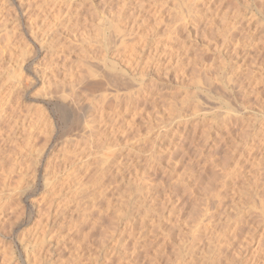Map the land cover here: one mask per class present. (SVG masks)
Segmentation results:
<instances>
[{
    "label": "rangeland",
    "instance_id": "rangeland-1",
    "mask_svg": "<svg viewBox=\"0 0 264 264\" xmlns=\"http://www.w3.org/2000/svg\"><path fill=\"white\" fill-rule=\"evenodd\" d=\"M121 1L0 0V264H107L112 249L121 250V226L110 220L117 211L127 209L130 199L147 201L139 202L145 207L150 203L149 213L142 211L146 215L134 212L142 214L136 216L141 224L136 228L142 229L135 228L140 234L134 251L142 254L136 264H149L148 259L160 250L164 251L156 256L160 261L164 256L174 259L175 251L192 235L193 213L218 216L220 208L209 199L213 190H227L230 214L239 211L249 221L242 230L246 233L241 231L231 243L216 233L218 243L215 238L214 244L222 250L216 247L221 253L218 264H264V245L259 243L264 238L263 219L258 223V217L251 218L258 216L259 209L248 205L242 195L244 189L257 190L260 198H253L257 203L264 191V171L260 170L264 167V0H186L190 6L193 3L192 12L185 22L181 20L180 29V21L170 20L176 0H157L158 5L152 0ZM153 5L161 7L156 8L158 13ZM227 22L231 30L239 26L233 34L227 33ZM86 71L99 76L89 77ZM94 78L97 83L103 81L93 85ZM120 78L121 90L111 82ZM208 78L214 83L210 92ZM138 87L145 96L137 95ZM101 100L109 101L111 112H103ZM89 119L95 125L89 126L98 132L86 144ZM227 124L230 130H224ZM246 131H252L247 140L242 139ZM256 133L260 141L253 137ZM220 137L227 143L220 142ZM233 145L237 147L234 155ZM253 148L257 158L250 152ZM225 151L232 154L228 166L238 170L232 177L221 170ZM240 151L246 159L239 156ZM46 168L53 179L50 185L43 183ZM80 188L87 189L82 193ZM100 190L102 198L96 196ZM171 190L193 192L183 196ZM90 204L105 210L109 205L108 217L94 230L92 220L83 219ZM244 213H251L250 218ZM133 240L124 241L131 248L128 253L134 252ZM206 248L196 251L194 264L211 263ZM113 260L110 264H118Z\"/></svg>",
    "mask_w": 264,
    "mask_h": 264
},
{
    "label": "bare ground",
    "instance_id": "bare-ground-1",
    "mask_svg": "<svg viewBox=\"0 0 264 264\" xmlns=\"http://www.w3.org/2000/svg\"><path fill=\"white\" fill-rule=\"evenodd\" d=\"M128 1H130V0H127V2ZM132 1V0H131ZM138 1V0H137ZM159 1V0H158ZM157 0H152V2L154 3V4H156V5H158L157 4V2H158ZM164 1V0H163ZM166 1H168V0H166ZM82 2V1H81ZM121 2H125V0L123 1H121ZM151 2V3H152ZM156 2V3H155ZM83 3V2H82ZM140 4H141V1L139 2ZM138 3V5L140 6V4ZM149 3V2H148ZM168 2H166V4H167ZM198 3V2H197ZM219 3V2H218ZM121 4V3H120ZM123 4H125V3H123ZM128 4V3H127ZM134 4V3H133ZM173 4L174 5H172L173 7H174V14L171 16V18L170 17H168V18H170V20L171 19H173V18H175V19H173V21H176V22H178L179 23V21H180V24L178 25L179 26V29H180V27L182 26V24H181V20H183L184 18L186 19V16L188 15V13H189V11L190 12H192V10H191V7H192V5H193V3H192V5L190 6V4H188V2L186 1V0H176V2L174 3L173 2ZM195 5H197V4H195ZM194 5V6H195ZM126 6V5H125ZM136 6V5H135ZM142 6V5H141ZM154 6V5H153ZM160 6L162 7V4H160ZM151 7V6H150ZM158 6H156V8H157ZM161 7L159 8V10L161 9ZM165 7V6H164ZM163 7V8H164ZM169 7H170V5H169ZM196 7V6H195ZM122 8H123V6H122ZM134 8V7H133ZM136 8V7H135ZM154 8H155V6H154ZM156 8L154 9V13H155V11L158 13L159 11H157L156 10ZM157 8V9H158ZM172 8V7H171ZM202 8V7H201ZM206 8V7H205ZM212 8V7H211ZM136 9H138V7L136 8ZM198 9V8H197ZM196 8H195V12H193V13H196L197 10ZM219 9V8H218ZM120 10V9H119ZM194 10V9H193ZM204 10V9H203ZM206 10H208V9H206ZM133 11V10H132ZM167 11H168V9H167ZM205 11V10H204ZM125 12V11H124ZM138 12V11H137ZM153 12V11H152ZM162 11H160V13H161ZM168 12H170V10L168 11ZM132 13V12H131ZM159 13V14H160ZM171 13V12H170ZM201 14V13H200ZM228 14V13H227ZM235 14H236V12H235ZM131 15V14H130ZM130 15H129V17H130ZM194 15V14H193ZM234 15V14H233ZM156 16V15H155ZM155 16H153V17H155ZM162 18H164L163 16H162ZM168 18H167V20H168ZM177 18V19H176ZM188 18H189V16H188ZM232 18V17H231ZM125 19H127V18H125ZM135 19V18H134ZM133 19V20H134ZM193 19H195V17L193 18ZM162 20V19H161ZM165 20V19H164ZM225 20V19H224ZM238 20V19H237ZM157 21V20H156ZM163 21V20H162ZM161 21V22H162ZM196 21V20H195ZM133 22V21H132ZM159 22H160V20H159ZM183 22H185V20H183ZM182 22V23H183ZM226 22V21H225ZM246 22V21H245ZM164 23V22H163ZM172 23V22H171ZM175 23V22H174ZM205 23V22H204ZM228 23V22H227ZM227 23H226V26H225V28L227 27V28H229L230 29V24H229V27L227 26ZM232 23V22H231ZM67 24V23H66ZM158 24V23H157ZM161 24V23H160ZM175 24H177V23H175ZM172 25L173 27H175L176 25ZM183 24H185V23H183ZM137 25V24H136ZM154 25V24H153ZM190 25V24H189ZM196 25V24H195ZM169 27L171 26V25H168ZM167 26V27H168ZM178 26H176L177 28H175V30L177 29L178 30ZM117 27V26H116ZM165 27V26H164ZM168 27V28H169ZM173 27H171L172 29H173ZM184 27V26H183ZM238 28L239 26H234V28H233V26H231V28H233V29H235V28ZM241 27V26H240ZM118 28V31L120 30V31H122L121 29H119V27H117ZM151 28V27H150ZM226 28V29H227ZM243 28V27H242ZM116 29V28H115ZM115 29H114V31H115ZM167 29V28H166ZM184 29H185V27H184ZM225 29V30H226ZM227 30V31H230V32H227V33H232L233 34V32H231V31H234L233 29L231 30ZM132 30V29H131ZM137 30V29H136ZM164 30V29H163ZM168 30V29H167ZM225 30H224V32H225ZM113 31V32H114ZM118 31H116V32H114V33H117ZM119 31V32H120ZM171 31H173V30H171ZM179 31V30H178ZM178 31H176V32H178ZM152 32V31H151ZM126 33V32H125ZM125 33H123V34H125ZM157 33V32H156ZM175 33V32H174ZM224 34V33H223ZM226 34V33H225ZM224 34V35H225ZM168 35V34H167ZM224 35H223V37H224ZM227 35V34H226ZM231 35V34H230ZM115 36V35H114ZM120 36V35H119ZM222 37V38H223ZM230 37H232V36H230ZM131 39V38H130ZM235 39V38H234ZM108 40H110V39H108ZM108 40H106V41H108ZM223 40V39H222ZM105 41V42H106ZM171 41H172V39H171ZM108 43H109V41H108ZM137 43V42H136ZM171 43V42H170ZM106 44H107V42H106ZM105 44V45H106ZM133 44V43H132ZM104 45V44H103ZM108 45L109 44H107L106 46L108 47ZM172 45V44H171ZM175 45V44H174ZM173 45V46H174ZM177 46H178V44H176ZM133 46V45H132ZM177 46H175V47H177ZM179 46H180V44H179ZM161 47V46H160ZM166 48V47H165ZM162 49V48H161ZM176 49V48H175ZM164 50V49H163ZM171 49H169V51H170ZM173 50H174V47H173ZM129 51V50H128ZM179 51H180V49H179ZM182 51V50H181ZM134 52V51H133ZM132 52V53H133ZM160 52V51H159ZM165 52V51H164ZM163 52V53H164ZM168 51H166L165 52V54L167 53ZM174 52V51H173ZM173 52L171 51V52H169V53H172V54H169V55H172V57L174 56V54H173ZM161 53V52H160ZM178 53V52H177ZM168 54V53H167ZM127 55V54H126ZM132 55V54H131ZM130 55V56H131ZM164 55V54H163ZM123 56V55H122ZM121 56V57H122ZM126 57V56H125ZM155 57V56H154ZM170 57V56H169ZM172 57H170V60L172 59ZM177 57V56H176ZM164 58H166L165 57V55H164ZM159 59V58H158ZM161 59V58H160ZM178 59V58H177ZM139 60H140V57H139ZM180 60V59H179ZM167 61H168V59H167ZM174 61H175V59H174ZM133 62V61H132ZM157 62V61H156ZM169 62V61H168ZM175 62H177V61H175ZM174 62V63H175ZM135 63H136V61H135ZM171 63V62H170ZM127 64H128V62H127ZM168 64V63H167ZM176 64V63H175ZM136 65V64H135ZM156 65V64H155ZM108 66V65H107ZM159 66V65H158ZM131 67H132V65H131ZM147 67H149V66H147ZM160 67V66H159ZM89 70V69H88ZM92 71V70H91ZM115 71V70H114ZM87 72V71H86ZM86 72H85V75H89V77H95L96 76V78H98L97 76H99L98 74L96 75L95 74V72L93 73V72H87L88 74H86ZM112 72V71H111ZM96 73H98V72H96ZM95 74V75H94ZM102 73H100V76H102V77H100V78H102L105 82H109L108 80V78H104L103 77V75H101ZM251 74V73H250ZM83 75V74H82ZM92 75V76H91ZM122 75V74H121ZM80 76V75H79ZM104 76H106V75H104ZM87 77V76H86ZM108 77V76H107ZM80 78V77H79ZM83 78V77H82ZM81 78V79H82ZM88 78V77H87ZM110 78H112V77H110ZM258 78V77H257ZM81 79L79 80L80 82H81ZM85 79L86 78H84L83 80L85 81ZM89 79V78H88ZM88 79H86V80H88ZM91 79V78H90ZM100 80V81H103V80ZM114 79V78H113ZM121 79L122 78H120V79H115V80H111V82L112 81H114V83L116 84H118V86L120 87V85H119V81L121 82ZM125 79V78H124ZM229 79V78H228ZM250 79V78H249ZM83 80H82V82H83ZM93 80H95L94 81V83L96 82V79L94 78ZM123 80V79H122ZM74 81V80H73ZM99 81V80H98ZM99 81V82H100ZM256 81V80H255ZM258 81V80H257ZM82 82H81V84H82ZM88 82H90V80L88 81ZM93 82V81H92ZM98 82V83H99ZM122 82H124L125 83V80L124 81H122ZM206 82L208 83L207 85V88L206 87H204L203 89H205L206 88V90L207 91H209V89L211 88V87H209V86H212V84L211 83H213V82H211V81H209V78L206 80ZM210 82V83H209ZM233 82V81H232ZM251 82V81H250ZM72 83V82H71ZM93 83V85H97L98 83L96 82L95 84ZM113 83V82H112ZM124 83H121V84H123L122 86L123 87H125L126 85L124 84ZM127 83V82H126ZM87 84V83H86ZM91 83H88V85H90ZM110 85H113V84H111V83H109ZM108 84V85H109ZM114 84V85H115ZM116 84V85H117ZM211 84V85H210ZM214 84V83H213ZM224 84V83H223ZM92 85V84H91ZM99 85H100V83H99ZM98 85V86H99ZM102 85V84H101ZM115 85V86H116ZM125 85V86H124ZM219 85V84H218ZM252 85V84H251ZM118 86H116V88H118L119 89V87ZM128 86V85H127ZM130 86H132V85H130ZM85 87V86H84ZM86 87H87V85H86ZM86 87H85V89H86ZM91 87V86H90ZM89 87V88H90ZM94 87H96V86H93V87H91V88H94ZM105 87H106V85H105ZM113 87V86H112ZM129 87V86H128ZM127 87V88H128ZM220 87V86H219ZM253 87H254V85H253ZM91 88L89 89V90H91ZM97 88V87H96ZM121 88L122 87H120V89L119 90H121ZM127 88L125 89V90H127ZM139 88V91H137V95L138 94H140V93H142L141 92V90H142V87H138ZM88 89V88H87ZM117 89V90H118ZM250 89V88H249ZM253 89V88H252ZM100 90H101V87H100ZM109 90V89H108ZM246 90V89H245ZM248 90V89H247ZM256 90V89H255ZM92 91H93V89H92ZM96 91H97V89H96ZM222 91V90H221ZM210 92V91H209ZM208 92V93H209ZM219 92V91H218ZM225 92V91H224ZM252 92V91H251ZM88 93H90V92H88ZM236 93H238V92H236ZM103 95V94H102ZM111 95V94H110ZM142 95H144L145 96V94H143L142 93ZM69 96V95H68ZM80 96V95H79ZM88 96V95H87ZM91 96V95H90ZM96 96V95H95ZM100 95H98L97 97H99ZM106 96V95H105ZM139 96V95H138ZM240 96V95H239ZM67 96H65V98H66ZM108 97H110V96H108ZM117 97V96H116ZM124 97V96H123ZM125 97H126V95H125ZM128 97V96H127ZM126 97V98H127ZM146 97H148V96H146ZM63 98V97H62ZM100 98V97H99ZM125 98V99H126ZM129 98V97H128ZM244 98V97H243ZM67 99V98H66ZM76 99H77V96H76ZM80 99V97L78 98V100ZM96 99V98H95ZM101 99V98H100ZM64 100V99H63ZM74 100V99H73ZM73 100L72 101H70V104H71V102H73ZM84 100V99H83ZM87 100V99H86ZM96 100H98V99H96ZM105 100V99H104ZM104 100H101V102H98V101H95L96 103L98 102V103H100V106H102L101 108L103 109V112L106 110V112H107V110L109 111V112H111L110 110V103H108L107 101H104ZM128 100V99H127ZM132 100H134V99H132ZM75 101V100H74ZM77 101V100H76ZM85 101V100H84ZM94 101V100H93ZM131 101V100H130ZM140 101V100H139ZM63 102V101H62ZM95 102H93V103H95ZM126 102V101H125ZM74 104H76V103H74ZM132 104V103H131ZM230 104V103H229ZM77 105V104H76ZM97 105V104H96ZM96 105H94V106H96ZM82 106V105H81ZM80 106V107H81ZM85 106H88V105H85ZM91 106V105H90ZM92 106H93V104H92ZM91 106V107H92ZM99 106V105H98ZM128 106V105H127ZM130 106V105H129ZM114 107V106H113ZM137 107V106H136ZM82 108V107H81ZM83 108H85L84 106H83ZM90 108V107H89ZM98 108V107H97ZM101 108H100V110H101ZM93 109H96V107L95 108H93ZM123 109H125V108H123ZM131 109V108H130ZM80 110V109H79ZM82 111V110H81ZM96 111H97V109H96ZM125 111V110H124ZM123 111V112H124ZM84 112V111H83ZM87 112V111H86ZM98 112V111H97ZM102 112V111H101ZM99 113V112H98ZM97 113V114H98ZM120 113V112H119ZM91 114V113H90ZM94 114V113H93ZM100 114V113H99ZM102 114V113H101ZM109 114V113H108ZM118 114V113H117ZM225 115H227V114H225ZM231 115H233V114H231ZM235 115V114H234ZM233 115V116H234ZM91 116V115H90ZM176 116V115H175ZM182 116V115H181ZM232 116V117H233ZM228 117V116H227ZM83 118V117H82ZM89 118H93V117H89ZM108 118V117H107ZM106 118V119H107ZM81 119V118H80ZM91 119H89V122H88V124L86 125V127L87 128H90L89 129V134L87 133V139L88 140H85V141H87V143L86 144H89L90 142L92 143L94 140H93V138H95L97 135H96V133L98 132L97 130V132L96 131H93L92 130V128L95 126L94 125V121H92ZM101 119V118H100ZM105 119V120H106ZM119 119V118H118ZM123 119H124V117H123ZM236 119V121H238L237 120V118H235ZM83 120V119H82ZM88 120V119H87ZM91 120V121H90ZM93 120H94V118H93ZM84 121H85V118H84ZM87 122V121H86ZM91 122V123H90ZM92 122H93V127H90L89 125L90 124H92ZM111 122V121H110ZM120 122V121H119ZM124 122V121H123ZM230 122V121H229ZM78 123H79V119H78ZM106 123V122H105ZM114 123V122H113ZM222 123H224V122H222ZM34 124V123H33ZM109 124V123H108ZM17 125V124H16ZM36 125V124H35ZM81 125V124H80ZM80 125H78V126H80ZM231 125V124H230ZM76 126H77V123H76ZM77 126V127H78ZM107 126V125H106ZM222 126V125H221ZM13 127V126H12ZM32 127H33V125H32ZM39 127V126H38ZM74 126H71V128H73ZM85 127V128H86ZM99 127V126H98ZM97 127V128H98ZM227 127H228V124H227V126H226V128H224V130L225 129H227ZM234 127V126H233ZM233 127H231L232 129H233ZM82 128V127H81ZM85 129V131L86 130H88V129ZM96 128V127H95ZM100 128V127H99ZM108 128V127H107ZM117 128V127H116ZM229 128V127H228ZM248 128H250V127H248ZM34 129H35V127H34ZM84 129V128H83ZM231 129V130H232ZM243 129V128H242ZM31 130V129H30ZM33 130V129H32ZM75 130H76V128H75ZM82 130V129H81ZM228 130H230V128L228 129ZM246 130H248V129H246ZM250 130V129H249ZM257 129H255V131H256ZM101 131V130H100ZM99 131V132H100ZM219 131V130H218ZM243 131H245V130H243ZM252 131L253 132H255L254 131V128L252 129ZM252 131H250V132H245L244 134H242V139H245V140H247L246 138H248L249 137V135H250V133L252 132ZM258 131H259V129H258ZM258 131H257V133H258ZM262 130L260 129V132H261ZM96 132V133H95ZM221 132V131H220ZM33 133V132H32ZM30 134V137L33 135V134ZM84 133V132H83ZM226 133H227V130H226ZM230 133V132H229ZM256 133V135L254 136L253 135V137H255V138H257L258 137V135L259 134H257ZM102 134V133H101ZM231 134V133H230ZM225 135V136H231V135ZM35 135V134H34ZM79 135V134H78ZM232 135H233V133H232ZM234 135H236V134H234ZM238 135V134H237ZM261 135H262V137H264L263 136V134L261 133ZM260 135V136H261ZM36 136V135H35ZM73 136V135H72ZM101 136V135H100ZM221 136V135H220ZM224 136V137H225ZM239 136V135H238ZM258 137L256 140L257 141H260V140H258L259 138H261V137ZM78 137V136H77ZM83 138L85 137V136H82ZM233 137V136H232ZM252 137V136H251ZM253 137L252 138H250V140L251 139H253ZM38 138V137H37ZM79 138V137H78ZM97 138V137H96ZM182 138V137H181ZM254 138V139H255ZM101 139V138H100ZM220 139H221V137H220ZM222 139H223V136H222ZM221 139V140H222ZM240 139V138H239ZM238 139V140H239ZM249 139V138H248ZM263 139V138H262ZM83 140V139H82ZM93 140V141H92ZM96 140V139H95ZM228 140H230V138H228ZM241 140V139H240ZM78 141H80V140H78ZM97 141H98V139H97ZM219 141V140H218ZM232 141V140H231ZM230 141V142H231ZM242 141V140H241ZM252 141V140H251ZM256 141V142H257ZM263 141V140H262ZM261 141V142H262ZM220 142H222L223 144L226 142L227 143V141H225V142H223V140L222 141H220ZM245 142V141H244ZM243 142V143H244ZM254 142V141H253ZM256 142H254V144H256ZM96 143V141L94 142V144ZM238 142H236V145H241V144H237ZM259 143V142H258ZM84 145H85V143H83ZM93 144V145H94ZM177 144V143H176ZM219 144V143H218ZM246 144V143H245ZM249 144V143H248ZM253 144V143H252ZM252 144H250L251 146H252ZM253 144V145H254ZM91 145V144H90ZM221 145V144H220ZM229 145H231L230 143H229ZM236 145H233V150H231V153L233 154L234 153V149H236L237 147H234V146H236ZM89 146V145H88ZM232 146V145H231ZM250 146V147H251ZM82 147V146H81ZM86 147V146H85ZM92 147V146H91ZM90 147V148H91ZM179 147V146H178ZM220 147V146H219ZM226 147V146H225ZM242 147H243V145H242ZM245 147V146H244ZM257 147V146H256ZM255 147V148H256ZM74 148H77V147H74ZM83 149H84V147H82ZM88 147H86V149H87ZM247 148H249V146L247 147ZM247 148H245V149H247ZM259 148V147H258ZM231 149V148H230ZM249 149H252V148H249ZM254 149V148H253ZM82 150V149H81ZM240 150V149H239ZM242 150V149H241ZM259 150H260V148H259ZM258 150V151H259ZM79 151V150H78ZM75 152V151H74ZM100 152V151H99ZM226 152V151H225ZM224 152V153H225ZM236 152H238V151H236ZM242 151H240L239 153H241ZM244 152H246L245 150H244ZM251 153H253V155H255V157H256V155L257 154H254L255 153V149L253 150V152L252 151H250ZM250 152L248 153V154H250ZM260 152H261V150H260ZM75 154H77V153H75ZM75 154H73V155H75ZM232 154H230L229 152H226V156H224V158L225 159H223L224 160V163H222V165H221V170L223 171V173H226L225 175H227V176H231V175H233V172L236 174V172L238 171V170H236V172L234 171V169H232V167L230 168V166H228L229 165V162L232 160ZM242 154H245V153H241V154H239V156L240 155H242ZM247 154V155H248ZM234 155V154H233ZM235 155H237V154H235ZM251 155V154H250ZM72 156V155H71ZM80 156V155H79ZM243 156V155H242ZM246 156V155H245ZM252 156V155H251ZM69 157H70V155H69ZM76 157V156H75ZM236 157V159L235 160H237L239 157H238V155L237 156H235ZM238 157V158H237ZM244 157V156H243ZM248 157V156H247ZM71 158H73V156L71 157ZM245 158V157H244ZM243 158V159H244ZM250 158V156L248 157V159ZM253 158V157H252ZM257 158V157H256ZM63 159V158H62ZM66 159V158H65ZM69 159V158H68ZM67 159V160H68ZM83 159V158H82ZM81 159V160H82ZM246 159V158H245ZM77 160H78V158H77ZM85 160V159H84ZM234 160V162H235V164L237 163V161H235ZM86 161V160H85ZM102 161V160H101ZM233 161V160H232ZM239 161V160H238ZM240 161H241V158H240ZM250 161V160H249ZM254 161V160H253ZM99 162H100V160H99ZM104 162V161H103ZM109 162V161H108ZM234 162H233V167H234ZM264 162V161H263ZM68 163V162H67ZM75 163V162H74ZM88 163V162H87ZM90 163V162H89ZM241 163V162H240ZM253 163V162H252ZM93 164V163H92ZM104 164V163H103ZM107 164V163H106ZM84 165V164H83ZM91 165V164H90ZM237 165H239V164H237ZM236 166V165H235ZM240 166V165H239ZM259 166H261V165H259ZM64 167V166H63ZM75 167H76V165H75ZM246 167V166H245ZM244 167V168H245ZM258 167V166H257ZM106 168V167H105ZM239 168V167H238ZM242 168V167H241ZM240 168V169H241ZM262 168H264V167H261V171H264ZM62 169V168H61ZM99 169V168H98ZM97 169V170H98ZM246 169V168H245ZM48 170V168H46V170H45V174L43 175V183H45V185L47 184V185H50V182L49 181H51V180H49L51 177H50V175H49V173L50 172H48L47 171ZM99 170H101V168L99 169ZM98 170V171H99ZM194 170V169H193ZM57 171V170H56ZM64 171V170H63ZM78 171V170H77ZM102 171V170H101ZM103 171H105V170H103ZM75 172V171H74ZM73 172V173H74ZM241 172V171H240ZM253 172H255V171H253ZM252 172V173H253ZM33 173V172H32ZM56 173V172H55ZM67 173V172H66ZM103 173V172H102ZM101 173V174H102ZM191 173V172H190ZM200 173H202V172H200ZM238 173V172H237ZM243 173V172H242ZM260 173V172H259ZM98 174V173H97ZM220 175H223V174H220ZM238 175V174H237ZM240 175V174H239ZM253 175V174H252ZM251 175V176H252ZM93 176H95V175H93ZM100 176H103V175H100ZM226 176V177H227ZM254 177H255V174L253 175ZM252 176V177H253ZM99 176H97V178H98ZM232 177V176H231ZM234 177H236V176H234ZM251 177V178H252ZM253 177V178H254ZM256 177H258L257 175H256ZM101 178V177H100ZM253 178H252V180H253ZM52 179V178H51ZM55 179V178H54ZM193 179V178H192ZM247 179V178H246ZM259 178H257V180H258ZM53 180V179H52ZM97 180V179H96ZM95 180V181H96ZM251 180V181H252ZM90 181V180H89ZM101 181V180H100ZM183 181V180H182ZM193 181V180H192ZM196 181V180H195ZM225 181L226 180H224L223 181V186H226V183H225ZM259 181V180H258ZM257 182V181H256ZM86 183V182H85ZM99 184L98 183V181H96L95 182V184ZM189 183V182H188ZM68 184H70V183H68ZM53 185V184H52ZM81 186H82V184H81ZM184 186V185H183ZM249 186V185H248ZM260 186V185H259ZM82 187H84V186H82ZM97 187V189H98V186H95V188ZM263 187V186H262ZM261 187V188H262ZM95 188H93V189H95ZM246 188V187H245ZM82 188H80V190H81ZM87 189V188H86ZM86 189H84L83 188V190L84 191H86ZM248 189V188H247ZM245 190L244 189V191L242 192V195H243V199L245 200H247V201H249L247 204L248 205H250V206H252L254 209H259V212L257 213L258 214V216L256 215V216H252L251 218H255V217H258L256 220L258 221V219L260 218V221H261V219H263L261 222L262 223H264L263 221H264V204H263V193H264V191H262L261 193H262V197H261V200L259 199V201L256 203V201L253 199L254 198V196H256V195H258L257 197H259L260 198V196H259V194L258 193H256L255 194V191L257 192V190H250V188H249V190ZM64 190V189H63ZM78 190V189H77ZM80 190H78V192L80 191ZM89 190H91V189H89ZM73 191V190H72ZM76 191V190H75ZM84 191L82 192V190H81V192L82 193H84ZM138 190H136V192H137ZM141 191V190H140ZM172 191V190H171ZM241 191V190H240ZM261 191V190H260ZM259 191V192H260ZM78 192H77V194L75 193V195H80V194H78ZM93 192H94V190H93ZM98 193L96 194V196L97 195H99V197H104V193H102L101 192V190L100 191H97ZM172 192H174V193H180V194H182L183 196H190L191 194H192V190H173ZM72 193V192H71ZM80 193V192H79ZM81 193V194H82ZM92 193V192H91ZM137 193H140V192H137ZM143 193V192H142ZM226 193H228L227 192V190H213V192H212V194H211V198H209L210 199V202L212 201V203H213V205L214 204H216V206L218 205V216L216 217V216H214L215 218L213 219V215H209V214H205V212H201V214H200V212H199V214H198V212L196 213H193V219L194 220H192V219H190V220H192L193 221V223H194V225L191 227V230H190V232H191V236L190 237H188L189 238V241H188V243L186 244V245H181V248H180V250L178 251H175V253L174 254H176L175 255V258L174 259H170L169 257L167 258V256H166V258H165V256L163 257V261H160L159 260V258H161V257H156V256H161V255H164L163 253H164V251H161L160 249V251H157L158 253L157 254H155V255H153L152 257H150L148 260H149V264H155L156 262L159 264V262L158 261H160V264H162V263H165V264H194V260H196V258L194 259V257H195V253H196V251L199 249V250H202L203 248H204V246L206 247L207 246V248H206V250H207V254H208V258H210L211 259V263L212 264H218L219 263V260H220V254L222 253V250H221V247L219 248L218 247V245L217 246H215V244L214 243H216L215 241H217V243H218V240H217V238H216V233L217 234H219V235H221L222 237H226L225 239H226V243H228L229 241H230V243H231V241H233V240H235V237L238 235V234H240V232L244 229V227L246 226V221H248V219L245 221V219L246 218H248V217H246L245 219L243 218V213H242V215H240V213H239V211H238V213L237 212H233L232 211V213L230 214V212H229V206H230V204H229V206H228V204H226L227 202H225V198H226V195H228V194H226ZM260 193V194H261ZM73 194V193H72ZM94 194H95V192H94ZM170 194V193H169ZM140 195H141V197H142V199L144 198V196H142V194L140 193ZM147 195V194H146ZM149 195V194H148ZM168 195V194H167ZM181 195V196H182ZM73 196V195H72ZM95 196V197H96ZM139 196V195H138ZM67 197V196H66ZM70 197V196H69ZM73 197H75V196H73ZM73 197H70V198H73ZM93 197V196H92ZM91 197V198H92ZM99 197H97V198H99ZM148 197V196H147ZM173 197V196H172ZM175 197H177V196H175ZM76 198V197H75ZM164 198V197H163ZM170 198V197H169ZM187 198H190V197H187ZM256 198V197H255ZM145 199V198H144ZM152 199V198H151ZM181 199V198H180ZM67 200H68V198H67ZM95 200V199H94ZM94 200H92V201H94ZM127 200V199H126ZM131 200V202H129ZM128 202H126V210L125 211H123V209L122 210H120V211H117V212H119V213H116L117 215H115L116 217H118L117 219H116V217L114 218V217H112V219L111 218H109V220L111 221V223L112 224H116L117 225V223H119L118 225H120L121 226V229H120V247H121V250H120V248L117 250H115V249H112L113 251H111V253L110 254H108L109 256H107V258L108 259H106V263L108 264H110V262L113 260V259H117L116 260V262L118 261V264L120 263V261H122V263L121 264H125V262H127V263H131V264H136L137 263V261H139L140 259H139V257L140 256H142V254L139 252H135L134 250L136 249V245H137V238H136V235H139L140 233H138V229L141 227V224H138L139 222L136 220V216H138V218H139V216H141L142 214H143V216L144 215H146L145 213H142V211L143 212H148L149 210H148V208H150V203L148 204L149 205V207H145V206H147L146 204H144V205H140L139 204V202L141 201H137V202H135L134 203V200H133V202H132V199H130ZM137 200V199H136ZM139 200V199H138ZM163 200H165V199H163ZM97 201V200H96ZM123 201H124V199H123ZM149 201V200H148ZM170 201V200H169ZM191 201V200H190ZM227 201V200H226ZM143 202H147V201H145V200H142L141 201V203L143 204ZM152 202V201H151ZM234 202V201H233ZM139 205H138V204ZM167 203H168V200H167ZM96 204V203H95ZM95 204H90V207H89V209L90 210H93V209H95L94 211H93V213L94 212H96V214L97 215H95V214H93L92 212L90 213V210H88L89 212H88V214L86 215L87 217L86 218H83L84 219V221L86 222H88L90 219L92 220V222H90L89 221V223H92L91 224V226H92V229L94 230V229H96V228H98L99 227V225H101V222H102V218L104 217H108L107 215H108V213H106L107 212V210H108V206H107V208H106V210L104 209V208H102V207H100L99 208V206L98 207H96L95 206ZM234 204V203H233ZM120 205H122V204H120ZM235 205H237L236 204V202H235ZM58 206V205H57ZM231 206H233V205H231ZM235 207V206H234ZM234 207H232V208H234ZM1 208V207H0ZM49 209H50V207H48ZM110 208V207H109ZM138 208V209H137ZM144 208H145V210H144ZM213 208V207H212ZM216 208V207H215ZM252 208V209H253ZM98 209H100V210H102V209H104V212L105 213H103V210L102 211H99ZM143 209V210H142ZM231 209V208H230ZM235 209V211H236V207L234 208ZM54 210V209H53ZM128 210V211H127ZM135 210H137V211H141V213L142 214H140L139 213V215L138 214H135L134 212H135ZM211 210V209H210ZM136 211V212H137ZM202 211V210H201ZM250 211V210H249ZM47 212V211H46ZM108 212H109V210H108ZM173 212V211H172ZM207 212V211H206ZM212 212V211H211ZM216 212V211H215ZM50 213V212H49ZM134 213V214H133ZM138 213V212H137ZM149 213V212H148ZM217 213V212H216ZM234 213V214H233ZM110 214H112V213H110ZM109 214V215H110ZM133 214V215H132ZM196 214H197V216H196ZM212 214V213H211ZM245 214V213H244ZM251 214V213H250ZM246 215V216H249V218H250V216L251 215ZM47 216V215H46ZM45 216V217H46ZM120 216V217H119ZM43 217H44V215H43ZM84 217H85V215H84ZM142 217V216H141ZM146 217V216H145ZM144 217V218H145ZM195 217V218H194ZM49 218V217H48ZM190 218V217H189ZM192 218V217H191ZM206 218V219H205ZM253 218V219H254ZM87 219V220H86ZM142 219V218H141ZM254 219V220H255ZM5 220V219H4ZM82 220V219H81ZM115 220H116V222L117 223H114L115 222ZM143 220V219H142ZM250 220V219H249ZM45 221V220H44ZM50 221V220H49ZM114 221V222H113ZM140 221V220H139ZM47 222H48V219L46 218V221L45 222H42V224H44L45 223V227L47 226ZM85 222H83L84 224H85ZM138 222V223H137ZM142 223H144L143 221H141ZM249 222V221H248ZM110 223V222H109ZM254 223H255V221H254ZM258 223H260L259 221H258ZM139 225V228L137 229L136 228V225ZM49 225V224H48ZM256 225H258V224H256ZM91 226L89 227V229L91 228ZM126 227V228H125ZM158 227V226H157ZM80 228V227H79ZM120 228V227H119ZM137 230H136V229ZM91 229V230H92ZM90 230V231H91ZM112 230V229H111ZM140 230H142V229H139V232H141ZM209 230V232L208 233H206L207 231ZM78 231H81V229H78ZM77 231V232H78ZM114 231H116V230H114ZM244 231V230H243ZM242 231V232H243ZM44 232H45V229H44ZM82 232V231H81ZM81 232H79V233H81ZM143 232V231H142ZM241 232V233H242ZM86 233H88V232H86ZM244 233V232H243ZM246 233V232H245ZM244 233V234H245ZM76 234V233H75ZM82 234V233H81ZM217 236L218 238H220L221 236ZM242 235V234H241ZM263 235V234H262ZM84 235L82 234V236L81 237H83ZM203 236L204 237H206V239H205V242H203V243H201L199 246H198V244L203 240L202 238H203ZM239 236V235H238ZM261 236V235H260ZM259 236V237H260ZM135 237V240H133V238ZM84 238H85V236H84ZM216 238V240L214 241V239ZM237 238H239V237H236V239ZM262 238V237H261ZM83 239V238H82ZM224 239V238H223ZM260 239V238H259ZM264 239V238H263ZM263 239H261V241L259 242V243H261V246L263 247V245H264V240ZM135 241V243L133 244V246H134V248L132 249L134 252H132V251H130V253H128V250L129 249H131V248H128L127 249V247H129V246H127L126 247V244H128V243H130L129 241ZM220 241L219 242H221V239H219ZM126 241H128V243H126L125 244V242ZM165 242V241H164ZM223 242V241H222ZM115 243V242H114ZM148 243V242H147ZM151 243V242H150ZM162 243V242H161ZM224 243H225V240H224ZM225 243V244H226ZM258 243V245L259 246H257V247H260V244ZM146 246H147V244H145ZM145 245H143V246H145ZM215 247H214V246ZM229 245V244H228ZM131 246V245H130ZM114 247V246H113ZM216 247H218L219 248V250L221 251V253L219 252V250L216 248ZM225 247V246H224ZM256 247V248H257ZM115 248V247H114ZM156 248V247H155ZM149 249V248H148ZM177 249V248H176ZM260 249H261V247H260ZM150 250V249H149ZM158 250V249H157ZM165 250V249H164ZM259 250V249H258ZM263 250V249H262ZM260 251V250H259ZM177 252V253H176ZM254 253V252H253ZM197 254V253H196ZM264 254V253H263ZM144 255V258L147 256L146 254H143ZM149 255V254H148ZM253 255V254H252ZM258 255V254H257ZM168 256H170V255H168ZM186 256H189V258H187ZM106 257V256H105ZM164 258L166 259V260H164ZM187 258V259H186ZM213 258V259H212ZM264 258V257H263ZM162 259V258H161ZM252 259V258H251ZM123 260H127V261H125V262H123ZM114 261V260H113ZM143 261V260H142ZM141 261V262H142ZM83 262V261H82ZM210 262V261H209ZM115 263V262H114ZM138 263H140V261L138 262ZM145 263V262H144ZM195 263H196V261H195ZM210 263V264H211ZM260 263V262H259ZM80 264V263H79ZM251 264V263H250Z\"/></svg>",
    "mask_w": 264,
    "mask_h": 264
}]
</instances>
